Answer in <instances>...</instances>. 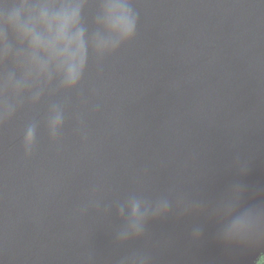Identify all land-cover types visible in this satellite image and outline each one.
<instances>
[{
  "label": "water",
  "instance_id": "obj_1",
  "mask_svg": "<svg viewBox=\"0 0 264 264\" xmlns=\"http://www.w3.org/2000/svg\"><path fill=\"white\" fill-rule=\"evenodd\" d=\"M85 3L91 35L102 0ZM132 8V40L103 58L90 50L75 89L53 84L36 104L26 94L0 123V264H121L132 254L149 264H257L264 255L222 246L214 215L232 185L247 187L246 203L264 189V0ZM52 105L64 118L55 140ZM132 198L166 199L171 212L120 244L118 208Z\"/></svg>",
  "mask_w": 264,
  "mask_h": 264
},
{
  "label": "clouds",
  "instance_id": "obj_2",
  "mask_svg": "<svg viewBox=\"0 0 264 264\" xmlns=\"http://www.w3.org/2000/svg\"><path fill=\"white\" fill-rule=\"evenodd\" d=\"M132 3L102 0L96 16L97 30L89 35L82 22L85 0H0V123L15 115L26 94L36 104L53 84L57 91L75 89L83 79L90 50L95 57L103 58L132 40L138 24ZM63 124L62 108L52 105L47 126L54 140ZM35 138L33 124L24 134L27 154H31ZM236 164L242 174L247 173V165L239 160ZM247 191L245 185H232L214 208L219 221L216 238L224 247L264 248V189L257 190L260 199L254 203L245 202ZM170 212L166 199L154 205L130 199L118 208L123 221L118 243L142 238L149 222ZM192 235L199 240L202 229L194 227ZM121 264L149 261L144 255L132 254Z\"/></svg>",
  "mask_w": 264,
  "mask_h": 264
},
{
  "label": "trees",
  "instance_id": "obj_3",
  "mask_svg": "<svg viewBox=\"0 0 264 264\" xmlns=\"http://www.w3.org/2000/svg\"><path fill=\"white\" fill-rule=\"evenodd\" d=\"M264 258H262L261 260H259V262L257 264H262L263 263Z\"/></svg>",
  "mask_w": 264,
  "mask_h": 264
},
{
  "label": "flooded vegetation",
  "instance_id": "obj_4",
  "mask_svg": "<svg viewBox=\"0 0 264 264\" xmlns=\"http://www.w3.org/2000/svg\"><path fill=\"white\" fill-rule=\"evenodd\" d=\"M262 258H264V255L261 257V259H262ZM261 259H260V260H261ZM262 264H264V260H263V263H262Z\"/></svg>",
  "mask_w": 264,
  "mask_h": 264
}]
</instances>
